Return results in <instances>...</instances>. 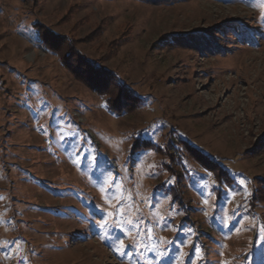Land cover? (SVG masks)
<instances>
[{"label": "rangeland", "instance_id": "374dc122", "mask_svg": "<svg viewBox=\"0 0 264 264\" xmlns=\"http://www.w3.org/2000/svg\"><path fill=\"white\" fill-rule=\"evenodd\" d=\"M0 264H264V0H0Z\"/></svg>", "mask_w": 264, "mask_h": 264}, {"label": "trees", "instance_id": "16d2710c", "mask_svg": "<svg viewBox=\"0 0 264 264\" xmlns=\"http://www.w3.org/2000/svg\"><path fill=\"white\" fill-rule=\"evenodd\" d=\"M37 32L42 45L46 47L47 50H50V52L57 55L59 59H61L64 67L70 70L74 75H79L81 73L85 74L83 79H86L85 81L88 80V87L98 91L100 94L105 95L108 98L106 104L111 113L119 115L125 111L122 108L127 104V100L124 99L127 96L125 95L127 92H125V90L116 83L112 77H108L105 72L100 70L99 67L93 63L89 64L84 57L79 54V51L71 40L60 39L55 35H48V30L46 29H40ZM84 80L83 82H85ZM122 98L126 102H122ZM207 166L206 169H212L210 165ZM211 171L214 173L213 169ZM222 176L223 174L217 177L218 181L223 179L226 183L231 184L228 176H225L224 178H222Z\"/></svg>", "mask_w": 264, "mask_h": 264}, {"label": "snow or ice", "instance_id": "6c2138e0", "mask_svg": "<svg viewBox=\"0 0 264 264\" xmlns=\"http://www.w3.org/2000/svg\"><path fill=\"white\" fill-rule=\"evenodd\" d=\"M98 227L101 228V229L102 228H105L106 227V224L102 222ZM102 238H107V237L102 236Z\"/></svg>", "mask_w": 264, "mask_h": 264}]
</instances>
